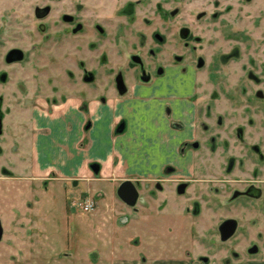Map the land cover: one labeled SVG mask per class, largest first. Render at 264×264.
<instances>
[{"label":"flooded vegetation","instance_id":"1","mask_svg":"<svg viewBox=\"0 0 264 264\" xmlns=\"http://www.w3.org/2000/svg\"><path fill=\"white\" fill-rule=\"evenodd\" d=\"M50 1L55 6H34V15L43 19L50 14L60 25L69 26L51 31H103L102 41L108 43L88 50L86 41V51L111 52L117 58L104 68L97 67L100 74L80 60L64 65L60 77L58 64H50L49 92L35 93L27 87L36 83L34 78L20 67L25 51L2 38L0 174L14 176V163L25 160L21 153L25 131L36 126L47 134L39 126L40 120L50 121L58 113L67 125L64 114L72 100L86 113L90 98L100 103L113 99L118 107L131 102L136 105L133 124L160 132L173 128L181 137L176 143L177 157L159 163L157 172L145 179L138 174L124 178L135 190L132 202L117 195L116 188L124 179L117 182L113 196L120 205L118 213L127 215L134 234L128 241L119 239L118 244L125 242L130 247L112 254L114 264H264V123L259 119L249 124L242 117L244 112L229 116L222 109L217 115L209 102V111L205 113L204 108L201 112L199 98L181 92V71L186 65L181 63V51L174 53V35L187 41L189 28L182 25L174 32L152 33L151 39L162 43L159 45L111 44L109 40L114 42L117 32L132 31L128 18L138 0H101V7L82 0ZM113 10L116 14L111 18ZM106 11L113 13L106 15ZM82 17L91 20L83 23L86 29L80 23ZM94 24L100 27L91 28ZM36 28L49 30L41 23ZM171 52L177 59H170ZM195 62L203 64L200 57ZM39 79L41 83L47 76ZM63 84L64 91L59 92ZM261 116L264 120V109ZM127 124V117L121 116L113 131L121 132ZM82 125L88 128L89 118ZM155 244H161L162 253H155Z\"/></svg>","mask_w":264,"mask_h":264},{"label":"rangeland","instance_id":"2","mask_svg":"<svg viewBox=\"0 0 264 264\" xmlns=\"http://www.w3.org/2000/svg\"><path fill=\"white\" fill-rule=\"evenodd\" d=\"M82 1L87 5L98 3V7H101V0ZM129 2L132 3V0ZM43 4L50 7L53 5L50 0H0V42L2 38H7L9 45L18 46L25 51V60L20 67L24 68L27 77L34 78L36 82L27 84L29 90L35 93L49 92L52 74L50 64H58L60 70L57 75L60 77L64 75V65L80 60L87 61L89 67L100 74L97 67L104 68L106 62L117 58L111 52L100 54L96 50L86 51V41L88 50H92L91 47L99 43H108L102 41L103 31H51L64 27V24L60 25L62 23L59 24L56 16L50 14L43 19L37 18L33 7ZM113 11L111 18L116 14ZM111 13L113 12H105L106 15ZM85 17H82L84 19L80 23L86 29L87 25L83 23H91V20H86ZM128 21L132 31L117 32L115 41L109 40L111 44L159 45L162 43L151 39L152 33L164 34L166 31H177L182 25L188 27L190 35L187 41L181 40L177 34L174 35V53L181 51V63L186 65L181 71V92L195 94L199 98L197 101L201 112L205 108L207 113L211 103L217 109V115H220L222 109H226L224 111L229 112V116L244 112L242 117L249 124L258 123L259 119L260 123H264L261 116L264 109V0H138ZM39 23L49 30L37 31ZM99 27L97 24L91 26L95 29ZM172 53L170 59H177L178 56H173ZM196 57L203 60L201 66H197ZM103 60L105 63L101 64ZM75 71L78 70L75 68ZM42 76H47V80L39 83ZM44 81L48 83L44 85ZM63 86L64 84L62 89L58 88L59 92L64 91ZM228 101L233 106L231 109L228 108ZM220 119L218 116V123L221 122ZM115 187L116 185L113 191ZM101 194L103 195L98 190L88 194L84 192L74 196L67 195L64 197L63 208L61 202L57 205V218L51 219L56 222V225L53 223L54 228H47L45 236L41 234L35 238L29 233L22 238L17 228H7L13 222L11 214L0 210L1 237L9 239L8 234L21 237L23 243L25 242L23 249L36 254L30 260H25L21 258L22 250L18 249L17 254H12L13 260L10 263L114 264L116 261L112 252H123L125 246L129 248L130 245L112 243L113 239L123 238L125 235H129L130 239L134 234L131 233V224L123 229V226L130 223L127 215L112 211L114 217L105 222L103 213L92 216V210L81 212L74 204L77 199L90 196L95 202L94 207H97L101 204ZM106 199L108 203H112L110 196H106ZM68 211H72L71 214ZM45 215L50 216L49 213ZM87 217L91 219L90 222L84 221ZM114 224L120 229L110 230V226ZM86 245H89L88 251L83 248ZM113 246H118V249L114 250ZM142 246L145 247V244ZM155 246V253H162L161 244Z\"/></svg>","mask_w":264,"mask_h":264},{"label":"crops","instance_id":"3","mask_svg":"<svg viewBox=\"0 0 264 264\" xmlns=\"http://www.w3.org/2000/svg\"><path fill=\"white\" fill-rule=\"evenodd\" d=\"M113 101L100 103L90 98L86 113L77 109L76 101L72 100V107L67 106L64 114L67 125L56 113L50 121H39V126L46 128L47 134L36 126L25 131L21 148L25 160L14 163V176L0 174V210L10 213L13 221L7 228H17L22 238L27 233L34 238L41 234L45 236V230L53 229V223L56 225L51 219L57 218L59 202L63 208L64 197L98 190L104 193L99 198L101 204L90 213L92 216L103 213L105 222H108L114 217L112 211L120 210L113 196V188L119 180L136 174L145 179L158 171L159 163L177 157L174 145L181 137L178 131L160 132L152 126L138 127L133 124L136 105L129 101L118 107ZM121 116L127 117L128 124L123 131L115 133L113 126ZM86 118H89L90 125L84 129L82 123ZM91 162L98 164L95 172L89 166ZM106 196H110L111 204ZM68 212L71 214L72 211ZM45 213L50 215L48 220ZM84 221L90 222L91 219L87 217ZM127 225L130 224L123 229ZM117 229L120 228L116 224L110 226V230ZM8 237L0 236V264H11V256L17 254L18 249L22 250L21 258L25 260L35 254L23 249L25 242L21 237L13 234ZM128 237L114 238L112 243L117 244L119 239L123 241ZM88 246L83 248L88 251ZM113 249L117 250L118 246ZM128 250L125 246V251Z\"/></svg>","mask_w":264,"mask_h":264},{"label":"water","instance_id":"4","mask_svg":"<svg viewBox=\"0 0 264 264\" xmlns=\"http://www.w3.org/2000/svg\"><path fill=\"white\" fill-rule=\"evenodd\" d=\"M89 166L91 167L92 171L95 172L97 170L96 163L92 162L89 164ZM116 192H117V195L127 203L132 202L134 198V194H135L133 184L128 179H124L118 184L116 188ZM0 236H1V225H0Z\"/></svg>","mask_w":264,"mask_h":264},{"label":"built area","instance_id":"5","mask_svg":"<svg viewBox=\"0 0 264 264\" xmlns=\"http://www.w3.org/2000/svg\"><path fill=\"white\" fill-rule=\"evenodd\" d=\"M74 204L76 205L77 209H79L81 212L91 211L95 206V202L90 196L79 198L74 201Z\"/></svg>","mask_w":264,"mask_h":264}]
</instances>
